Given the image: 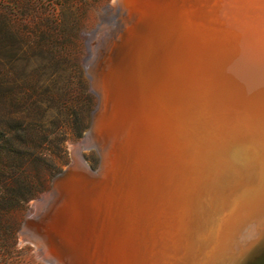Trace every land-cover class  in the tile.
I'll return each instance as SVG.
<instances>
[{
  "label": "bare ground",
  "instance_id": "obj_1",
  "mask_svg": "<svg viewBox=\"0 0 264 264\" xmlns=\"http://www.w3.org/2000/svg\"><path fill=\"white\" fill-rule=\"evenodd\" d=\"M86 38L100 104L90 131L71 147L72 164L33 207L48 208L46 226L28 219L22 233L50 230L84 264H94L98 236L105 256L97 264L262 259L264 0H112ZM92 148L102 157L99 172L82 156ZM161 167L184 177L169 228L143 207L147 193L135 191L131 206L123 204L137 222L132 245L119 232L120 192L136 182L155 195ZM167 195V203L176 201Z\"/></svg>",
  "mask_w": 264,
  "mask_h": 264
},
{
  "label": "rangeland",
  "instance_id": "obj_2",
  "mask_svg": "<svg viewBox=\"0 0 264 264\" xmlns=\"http://www.w3.org/2000/svg\"><path fill=\"white\" fill-rule=\"evenodd\" d=\"M111 1L0 0V145L9 150L0 153H7L6 162L12 165L3 177L6 187L0 186V264H84L66 250L58 234L43 230L47 224L43 212L48 208L39 212L33 207L53 191L54 179L72 164L71 147L80 145L92 128L100 100L85 65L86 35L98 27L100 13ZM190 93L186 95L191 99ZM82 156L92 171L100 167L101 157L95 148L84 150ZM162 168L155 176L161 191L155 194L158 198L136 182L120 195H124L122 205L127 206L136 198L135 191L147 193L142 194L143 207L148 204L146 208L152 209V216L167 230L184 177L179 173L176 180L168 168V173ZM168 192L177 195L174 203L166 202ZM124 205L119 232L127 234L128 238L124 233L121 236L130 241L137 222L127 211L125 215V208L131 205ZM28 219L43 222V229L29 226L23 234ZM98 237L92 249L94 264L99 258L103 262L105 256Z\"/></svg>",
  "mask_w": 264,
  "mask_h": 264
},
{
  "label": "trees",
  "instance_id": "obj_3",
  "mask_svg": "<svg viewBox=\"0 0 264 264\" xmlns=\"http://www.w3.org/2000/svg\"><path fill=\"white\" fill-rule=\"evenodd\" d=\"M24 130H26V131H29V130H33L32 128L31 129H29V128H27V127H24ZM1 139V138H0ZM0 151H9L8 149H5V147H2L1 148V145H0ZM7 158H8V154L7 153H0V186L2 187H6V181H4V176H5V174H6V172H7V170H9L10 168H11V164L9 165L8 164V162H6L7 161ZM8 168V169H7ZM0 191H1V189H0Z\"/></svg>",
  "mask_w": 264,
  "mask_h": 264
},
{
  "label": "water",
  "instance_id": "obj_4",
  "mask_svg": "<svg viewBox=\"0 0 264 264\" xmlns=\"http://www.w3.org/2000/svg\"><path fill=\"white\" fill-rule=\"evenodd\" d=\"M244 71H242L241 72V74L243 73ZM241 74H238L237 75V77H235V76H233L232 75V79H233V82L234 83H237L239 80L241 81V78H238V76H241ZM243 75V74H242ZM253 79H254V77H252ZM94 120V119H93ZM93 120H92V125H93ZM92 125H91V127H92ZM90 127V128H91ZM101 157V156H100ZM101 166H102V157H101V164H100V167L97 169V170H93L94 172H99V170H100V168H101ZM64 173H66V170H63V172H61L59 175H63ZM237 264V263H236ZM247 264V263H246ZM248 264H264V257H262V259H260V260H257V261H255L254 263H253V261L252 262H250V263H248Z\"/></svg>",
  "mask_w": 264,
  "mask_h": 264
}]
</instances>
